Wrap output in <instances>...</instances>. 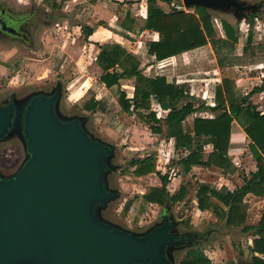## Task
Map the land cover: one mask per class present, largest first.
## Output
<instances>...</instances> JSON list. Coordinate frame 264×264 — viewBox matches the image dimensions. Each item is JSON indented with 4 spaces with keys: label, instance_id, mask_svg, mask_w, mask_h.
<instances>
[{
    "label": "water",
    "instance_id": "1",
    "mask_svg": "<svg viewBox=\"0 0 264 264\" xmlns=\"http://www.w3.org/2000/svg\"><path fill=\"white\" fill-rule=\"evenodd\" d=\"M182 2L236 17L258 7L243 0ZM28 17L1 7L0 32L26 38L20 25ZM61 96L57 82L0 102V140L18 130L27 154L14 173L0 174V264H180L174 252L200 245L202 231L182 228L168 200L139 231L99 216L98 208L120 197L108 182L120 168L111 161L116 147L88 128V113L72 106L74 113L59 116Z\"/></svg>",
    "mask_w": 264,
    "mask_h": 264
},
{
    "label": "crops",
    "instance_id": "2",
    "mask_svg": "<svg viewBox=\"0 0 264 264\" xmlns=\"http://www.w3.org/2000/svg\"><path fill=\"white\" fill-rule=\"evenodd\" d=\"M180 1L181 0H156V5L160 7L163 12H169L172 9H176L175 5L180 3ZM18 2H22L23 4L30 2L41 5L44 7L43 10L47 12V19H42L44 25L38 28L41 41L43 40V34L48 29L65 26L67 33L70 31H74L75 33L77 30L83 37L85 48L93 49L91 65H93V72L96 74V77H94L93 81L92 79L91 81H84L83 84L85 85L79 87L81 90L75 93L73 102H71L70 106H73L82 113L89 114L91 126L100 134L101 138L112 142L114 145L118 146L119 149L121 148V150L123 147L122 142H127L125 140H128L130 145H135L137 150L140 148L138 144L150 142L143 145L145 149L141 147L143 148V150L141 149L142 151L152 146V139H159L161 140L160 145L162 147L160 146L158 150H161L164 156L172 153L176 156L174 161L168 159V165L164 164L166 161H163L162 164L164 165L162 166L157 165L156 162H159L161 157L159 158L158 156L159 159L157 160L154 152H146L144 154H142V152L130 157L131 159L133 157L150 156L154 164V171L137 176L131 173V170L134 168L132 166L128 168L127 172L123 173V170L129 165V159L119 170L118 184L120 191H123V188L119 179L121 175L125 174L137 178L150 177L152 183L148 188L138 191L129 197H123L117 212L126 214L128 211L132 212V210L135 209V214L138 215L146 211L147 205H158L155 213L158 212L160 206H162L164 202L160 205L152 202L143 203L140 201V196L151 186H160L161 180L159 174H165L168 179L165 188L170 195L175 194L181 185L186 187V193L182 200L173 203L169 198L165 199L168 200L171 205H175L174 210L181 211L179 212L181 215H177V218L182 220L180 226L184 229L191 228L197 232L202 231L203 240L201 244L185 250L181 254L179 262L189 250L202 252L209 259V264H214L212 260L216 255H236L233 259V264H238L240 259L248 260L252 255L264 257L262 253L252 252L250 250L253 239L259 237L255 227L264 209V195H255L249 192L243 196L242 203L245 205L246 211L244 225L252 226L247 229H243L241 226H230L227 222V214L219 218L211 209L201 210L197 207L196 191L200 183H209L215 189L224 186L229 190H233L244 183V178L250 171H255L257 169V162L249 148L251 140L246 135L243 127L236 120L231 122L229 144L227 148V157L230 161L228 169L224 168L223 170L222 167L214 164H192L190 169L185 171L179 159L185 156L187 151L184 148H175L174 138L169 136L167 132L165 117L169 109L162 108L154 95L150 94L149 104L145 105V107L134 109L131 105L128 111L123 110L117 100L118 91H123L125 97L129 101H132L135 84L134 76L124 75L118 79V84L107 87L100 79L103 71L96 62V57L103 44H117L135 57L138 61L137 69L145 77L162 75L165 76L168 82L174 81L178 84H184L188 88L189 94L193 96L194 107L202 106V108L192 111L185 117L184 124L190 128L193 127L194 117H214L215 112L212 110V107L215 105L214 90L215 86L220 83L223 78L233 80V91L240 92L241 95L246 96L247 104H251L255 106L256 109L264 111V88L252 90L253 87L259 86L264 79V61H258L257 63L249 65L253 67H248V65L245 64H224L219 66L214 61V53L209 43L162 59H157L154 54L149 53L147 50V44L159 39V33L156 30L146 27L147 0H18ZM206 9L208 10L209 8ZM182 11L192 13L194 12V7H189L187 10ZM223 33L224 37H226L224 30ZM29 48L30 51L34 53L38 50L32 46ZM11 50L23 54L22 49H20L16 43L4 47L0 46L1 54H7V51ZM45 55L46 52H41L35 53V55L31 57L42 58ZM235 66H237V68ZM239 66H242V69H238ZM247 67L252 69H247L248 72L244 71V68ZM206 68H210L213 74L216 75L208 78L200 75L203 72H208L204 71ZM109 71L120 73L122 68L116 64L114 67H111ZM53 78L54 77H52V79ZM72 85L73 84L70 82L66 85V88L69 89ZM249 85H251V87H249ZM13 88H17V86L11 85L7 87V89ZM246 88L249 90L246 91ZM90 96L101 101L105 105L104 110L96 109L92 112L83 109L81 105ZM150 112L155 114L158 119L157 121H145L143 119V117ZM105 115L109 117L107 121L104 119ZM113 115L117 117L115 121L111 119ZM97 117L100 118L101 123L99 125L95 122ZM150 125H154L160 129L154 130ZM212 151V143L204 142L202 145L203 160H206ZM164 156H162V158H164ZM163 160H165V158ZM182 179H184V181H182ZM189 180H193L194 182V193L192 198L189 197L188 193L191 185ZM134 195H137L138 198L131 204L126 212H123L124 203ZM247 199H253L255 205L260 208L256 220L252 223L247 222L249 215L246 207ZM212 200L224 209H227V206L215 197H212ZM141 204L145 205L142 212L139 211ZM192 209H194L193 214L210 211L215 217L213 220H206L197 225L190 219V212ZM183 212L186 213L187 218L184 217L185 215H182ZM134 219L136 220V216ZM125 223L132 227L142 226L144 224L136 225L137 222L134 223V221L133 223L125 221ZM227 244H229V246Z\"/></svg>",
    "mask_w": 264,
    "mask_h": 264
},
{
    "label": "trees",
    "instance_id": "3",
    "mask_svg": "<svg viewBox=\"0 0 264 264\" xmlns=\"http://www.w3.org/2000/svg\"><path fill=\"white\" fill-rule=\"evenodd\" d=\"M170 1V0H166ZM146 27L152 28L159 33V39L147 44L149 53L155 55L157 59L177 54L204 44L210 43L216 48V42H235L238 38L237 31L229 23L223 21L222 27L226 34L225 39L215 37L214 27L211 21V14L201 6H195L194 12H184L172 9L169 12L156 5V0H147ZM251 40V32L247 34L246 42ZM96 62L102 69L100 79L107 87L118 84V79L124 75L134 76V95L132 101L125 97L123 91H118L117 100L123 110L128 111L132 105L134 109L145 107L149 104V96L153 94L162 108L169 109L165 120L169 136L174 138L175 148H184L187 153L179 161L185 171L189 170L192 164H214L216 166L229 168L227 148L229 144L231 122L236 120L251 140L250 151L257 162V169L250 171L244 178V183L233 190L227 187L215 189L209 183L202 182L196 191L197 207L201 210L211 209L219 218L227 214V222L230 226H241L243 229L252 227L244 225L246 218L245 205L242 203L246 193L264 195V111L256 109L255 106L246 103V96H236L233 91V80L223 78L215 86V105L212 107L215 115L213 118L194 117L193 127L185 126L184 119L192 111L202 108L194 107L193 96L188 92L184 84L174 81L168 82L165 76L145 77L137 69L138 61L117 44H103L96 57ZM220 64V58L217 57ZM118 64L122 71H109L111 67ZM264 88V79L259 86L252 90ZM83 109L94 112L96 109L104 110L105 105L96 100L93 96L86 99L81 105ZM145 121H157L153 112L143 117ZM152 129L159 130V127L150 125ZM210 142L213 151L206 160L202 157V145ZM134 167L131 173L137 176L154 171V164L150 156L133 157L129 160V165L123 170L128 171L129 167ZM160 186H151L140 196L143 203L162 204L166 198L173 203L182 200L186 193V187L181 185L178 191L170 195L166 191L167 175L159 174ZM217 200L227 206L224 209L212 200ZM138 198L137 195L126 200L123 205V212H126L131 204ZM144 204L140 205L139 211H143ZM258 238L253 239L250 250L264 254V209L256 225ZM180 264H209V259L200 251L189 250L181 259ZM238 264H264V257L252 255L248 260L240 259Z\"/></svg>",
    "mask_w": 264,
    "mask_h": 264
},
{
    "label": "rangeland",
    "instance_id": "4",
    "mask_svg": "<svg viewBox=\"0 0 264 264\" xmlns=\"http://www.w3.org/2000/svg\"><path fill=\"white\" fill-rule=\"evenodd\" d=\"M243 1H245L246 4H257L258 7L254 11H251L250 9L246 10L243 15L238 17H236L232 11L208 9L214 25L215 37L220 40L226 38L224 37L222 30L223 21L232 25L234 29L236 28L235 30L237 31L238 36L235 42L231 40H227L226 42L217 41L216 48H213L209 43L215 57V60H213L218 64L217 57L220 58V64H218L219 66L224 64H245L248 65V67H253L249 65L257 63L258 61H264V0ZM1 7H4L6 12L12 13L13 15H25L29 17L26 22L20 25V30L27 33L26 38H13L0 32V46L4 47L9 46L12 43H16L23 51V54L14 50L7 51V54L0 53V102L4 101V99L12 93L17 97V101H20L28 93L34 90L51 89L57 82H60L62 96L61 100L58 102L57 113L59 116L64 118L70 116L75 112L74 109L71 108L72 106H70L71 102H73L75 93L81 90V88H79L81 85H85L83 84L84 81H91V79L93 81L94 77H96V74L93 72V65H91L93 49L85 48L86 46H84L83 37L77 30L75 33L74 31L67 33L65 26L48 29L43 34V40L41 41L38 28L44 25L42 23V19H47V12L43 10L44 7L41 5L30 2L23 4L22 2H18V0H0V8ZM250 32L251 40L247 43L246 37ZM41 42L43 43V46ZM30 46L39 50H36L35 53L46 52V55L42 58L31 57L35 55V53L30 51ZM235 67L237 68V66ZM241 67L242 66H239L238 69ZM248 67L243 70L247 71V69H252ZM204 71L208 72H203L200 75H203L206 78L216 75L213 74L210 68H206ZM52 77L54 78L52 79ZM70 82L73 85L68 89L66 88V85ZM11 85L17 86L15 90L11 91L12 93L10 92V89H7V87ZM249 87H251V85H249ZM248 90L249 89L246 88V91ZM235 92V95H241L240 92ZM106 116L107 115L104 116V119L107 121L109 117ZM111 119L112 121H115L117 117L113 115L111 116ZM95 122L99 125L101 123L100 118L97 117ZM90 125L91 123L89 122L88 128L92 129ZM94 134L98 133L94 131ZM125 141L127 142H122L123 144L121 143L123 145L122 150L115 145V156H113L111 160L113 163L120 165L119 170L126 162H128L130 157L142 152V154L146 152H154L157 160L161 157L159 162H156L157 165L161 166L164 164L168 165V159L174 161L176 157L174 153L170 155L166 154L164 156L163 152L158 150L161 146V140L159 139H152V146L146 148L145 151H142L143 148L141 147H144L145 149V146L143 145L150 142H142V144H138L140 148L137 150L135 145H130L128 140ZM26 156L27 154L20 133L18 130H13L7 137L0 140V174L7 176L14 173L24 161ZM162 156H164L165 160H163L164 158H162ZM163 161L166 162L162 164ZM119 170L118 172L112 171L108 176V182L111 187H119ZM119 181L123 188V191H120V197L109 202L106 208H98L97 213L102 218L120 225L125 223V221L132 223L133 221L134 223L137 222L136 225L144 223L142 226L134 225L135 227H132V229L137 231L143 230L147 227V224H152L157 220L161 211V206L158 212L155 213L158 205H147L146 211L138 215L135 214V209L132 210V212L128 211L126 214L118 213L117 209L119 208L118 206L122 202L123 197H129L138 191L148 188L152 183V180H150V177L137 178L132 175L125 174L121 175ZM182 181H184V179H182ZM189 181L191 185L188 193L189 197L192 198L194 193V182L193 180ZM246 207L249 213L247 222L252 223L256 220L260 212V208L255 205V201L253 199H247ZM170 208L172 209L174 215H181L179 213L181 212L180 210H174V204L170 205ZM193 210L194 209L190 212V219L197 225L206 220H213L215 217L210 211L193 214ZM182 215H185L184 217L187 218L185 212H183ZM135 216L136 220L134 219ZM227 245L229 246V244ZM179 254L180 253H178V251H175V258L178 259V257L181 256ZM235 256L236 255H216L212 262L214 264H233Z\"/></svg>",
    "mask_w": 264,
    "mask_h": 264
},
{
    "label": "built area",
    "instance_id": "5",
    "mask_svg": "<svg viewBox=\"0 0 264 264\" xmlns=\"http://www.w3.org/2000/svg\"><path fill=\"white\" fill-rule=\"evenodd\" d=\"M176 9H180V10H187L189 7L185 6L182 2V0L180 1V3L175 5Z\"/></svg>",
    "mask_w": 264,
    "mask_h": 264
},
{
    "label": "flooded vegetation",
    "instance_id": "6",
    "mask_svg": "<svg viewBox=\"0 0 264 264\" xmlns=\"http://www.w3.org/2000/svg\"><path fill=\"white\" fill-rule=\"evenodd\" d=\"M245 4H246V3H245ZM246 10H248V9L243 10V14H244V12H245Z\"/></svg>",
    "mask_w": 264,
    "mask_h": 264
}]
</instances>
